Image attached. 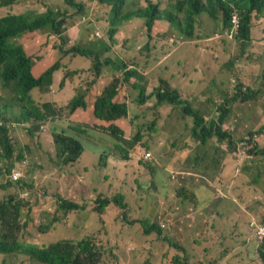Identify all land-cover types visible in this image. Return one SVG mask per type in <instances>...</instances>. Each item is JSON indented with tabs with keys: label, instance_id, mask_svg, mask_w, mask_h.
I'll list each match as a JSON object with an SVG mask.
<instances>
[{
	"label": "rangeland",
	"instance_id": "rangeland-1",
	"mask_svg": "<svg viewBox=\"0 0 264 264\" xmlns=\"http://www.w3.org/2000/svg\"><path fill=\"white\" fill-rule=\"evenodd\" d=\"M42 2L52 11L73 12L77 8H69L65 0ZM87 3L91 4L84 15L87 20L81 18L78 28L66 29L63 33L66 43L62 44L48 27L27 31L19 38L37 75L51 67L56 70L45 92L30 93L38 104L56 106L59 122L30 120L35 125H22L17 117L18 105L10 100L9 89L0 86V109L8 108L11 120L4 128L8 129L13 144L11 158L0 157V172L10 168L19 173L18 178L26 179L27 185H33V190H26L29 189L26 184L17 190L25 197L19 220L29 219L21 238L40 247L65 238L89 239L102 254L101 264H262L253 252L256 242L244 245L242 241L255 233L249 226L252 219L264 224V156L255 153L264 149V93H259L264 91V27H255L252 42L228 39L226 35L213 40V35L223 28L222 20L216 21L219 16L209 18L204 12L199 30L201 39H186L179 27L166 19L156 22L153 38L149 39L148 34H142L146 21L126 6L122 15L127 20L112 43L107 32L111 9L92 15L97 0ZM9 12L10 6H0V18ZM12 12L18 15L13 8ZM98 15L104 19L98 20ZM74 20L79 22L80 17L73 16L66 22L71 24ZM103 42L111 49H102ZM75 47L93 51L110 63L94 69L90 57L61 53ZM165 59L167 62H163ZM130 69L136 75L129 81L123 80ZM1 71L0 66V74ZM113 81H119L117 99L129 108L124 128L129 130L130 139L137 133L131 120L140 125L141 134L147 139V124L157 119L158 130L152 133L154 140H150L148 151L132 139L131 148L124 153L108 143L86 138L72 127H79L82 120L78 117L85 112L73 113L69 104L87 90L93 101ZM238 82L252 88L259 97L230 104L225 129L232 130L238 147H245L236 155L228 153L227 142H219L217 138L205 145L197 141L191 133L193 120L172 110L177 107H160V113L155 97L142 107L139 103L140 89L153 92L169 83L185 94L184 99L190 100L193 108L210 122L220 117L216 105ZM63 83L66 85L61 88ZM194 91L201 92V96H195ZM89 106L92 110L93 106ZM6 111L2 109L1 115ZM155 112L157 117L153 116ZM2 123L0 119V127ZM62 129L66 135L82 136L84 146L79 160L67 167L59 165L53 140L54 132ZM251 131L257 132L253 139L258 146L252 153L254 146L247 144ZM96 137L100 134L96 133ZM171 147L182 149L180 159L167 160ZM21 149L25 156L18 159ZM146 152H151V160L144 159ZM198 155L204 156V161H194ZM145 163L152 165L147 167ZM160 164L167 167L160 169ZM0 178L5 185L6 177ZM14 190L9 186L0 191V202ZM117 196L127 208L115 201L102 214L97 212L99 197ZM64 198L84 208L62 212L59 205ZM55 216L61 218V223L51 233L41 232ZM154 225L160 232L151 231ZM32 261L26 252L0 255V264Z\"/></svg>",
	"mask_w": 264,
	"mask_h": 264
},
{
	"label": "trees",
	"instance_id": "trees-1",
	"mask_svg": "<svg viewBox=\"0 0 264 264\" xmlns=\"http://www.w3.org/2000/svg\"><path fill=\"white\" fill-rule=\"evenodd\" d=\"M69 7H77L80 15L87 14L90 11V7L83 3H76V0H65ZM96 1V0H91ZM169 5L167 8L171 10L164 12L161 7V2L157 0H97V5L92 11V15L100 14L102 10L111 9L109 18H107V23L110 28L108 33L110 35V41L114 42V37L122 28L123 23L127 20L124 15H122V9L128 6L131 10L138 13V16L143 18L145 27L142 30V34H148L149 39L153 38V32L156 22L160 19L172 20L175 23L181 34L188 40H196L195 29L200 23L199 17L202 13L208 12L211 17L221 18L225 26H230V18L232 12V5L236 6L240 10L243 20L240 22V28L237 27V32L234 33V37L242 42L248 43L254 40L253 30L256 26L264 27V18L261 15L264 14V0H232L229 2H222L214 0H168ZM203 1H207L203 3ZM98 20H103L104 17L98 15ZM67 17L65 13H59L58 11L48 10V13L34 19H28L24 16H15L12 14H7L0 18V66L2 71L0 74V86L1 88L9 89L12 98L10 100L18 105L19 114L17 115L18 120L22 122V125H35L30 122L33 120L35 122H45L49 120L58 121L57 108L52 107L51 104H38L33 100L30 95V91L36 89L37 91H43L46 85L49 84L51 76L55 68L51 67L46 70L40 77L34 78L32 74V62L31 58L27 57L25 52L21 49L20 42L18 40L22 33L27 31H35V29H44L48 27L50 33L53 36L58 37L61 43H66V38L63 37L65 32V25L67 24ZM78 21L74 20L73 25H78ZM19 43V44H18ZM12 44V45H11ZM102 49L111 48L107 46L106 42H103ZM67 54L68 51L63 52ZM74 55H80L87 58H91L94 61L93 68L100 69L105 65L110 63L109 60L103 59L96 55L93 51H88L75 47L73 49ZM163 62H167L165 59ZM136 71L133 69L128 70L125 75H123V80L129 81L131 77L136 75ZM121 81V80H119ZM113 81L103 95L98 94L92 101V95L89 90L85 95H80L74 101H72L69 106L71 112L76 113L82 110L80 114L79 127L72 126L78 133H82L86 138L95 139L98 142H104L112 145L114 148L122 151L124 153L128 152L131 148V140L133 139L135 143H139L142 147L149 150L150 140L153 139L152 133L158 130L157 119L152 120L147 124V130L149 131V138L145 139L142 136V130L140 125L134 123L132 120L131 124L135 127L137 133L131 139L128 137L129 130L124 128V121L129 117V108L127 103H123L117 99L120 93L118 85ZM63 85V84H62ZM93 85V84H92ZM209 83L206 85L208 87ZM174 86V85H173ZM169 83H163L162 86L155 88L153 92H147L144 89H140V105L141 107L145 104L151 97L156 98L158 109L168 108L173 105L177 108L172 110H178L182 117H189L193 120V126L191 128L192 136L200 141L201 144H207L209 140L217 138L219 142H227L228 153H240V150L245 149V147H238V142L234 141V134H232L226 127V118L230 114L231 103L247 99H257L259 97L257 92L252 91L250 87L244 86L243 83L236 84L233 91L226 92L224 99L218 102L216 105L218 111L221 113L218 119L212 118L210 122H207V117L202 115L201 112L195 110L191 105L192 102L186 98V95L178 92ZM91 88V87H90ZM89 89V88H88ZM1 90V89H0ZM192 92L195 96H201V92ZM260 94L264 91L260 90ZM182 97V98H181ZM191 99V98H190ZM180 104H183L182 106ZM88 105V107H87ZM92 105V110L90 106ZM181 107V108H180ZM0 109V119L3 122V127H0V153L1 159L9 160L13 153V144L8 137V129L4 128L10 120L9 112L5 116H1ZM46 109V111H45ZM60 109V108H59ZM146 111V110H145ZM162 113V109L158 110ZM57 113V114H56ZM155 117L158 116V112H155ZM239 116V115H238ZM245 117V116H244ZM243 117V118H244ZM123 120L121 123L120 120ZM190 121V120H189ZM189 123V122H188ZM187 123V124H188ZM56 130H59L56 128ZM96 133L100 134V137H96ZM257 134L255 131L249 133V143L252 145V150L258 149L255 145L256 141L253 139ZM82 136L79 135H66V131L63 129L58 132H54L53 140L55 147L57 149V157L59 158V165L67 167L68 165L79 160L81 155L84 153V146L80 140ZM244 141V138L241 139ZM255 141V142H254ZM174 145H177L176 143ZM185 148V146L183 147ZM171 147L168 151L166 158L167 160H177L180 159L182 154V149ZM220 149V148H219ZM219 149L218 152H219ZM177 150V151H174ZM236 150V151H235ZM255 153L264 156V149L255 150ZM21 149L19 151L18 159H22L25 154ZM146 154V153H145ZM144 154V155H145ZM181 154V155H179ZM175 155V156H173ZM186 157V153L184 154ZM128 157V156H126ZM144 157V156H143ZM218 157L223 159L218 154ZM145 159V158H144ZM146 160V159H145ZM204 161V156L198 155L194 158V161ZM189 161V160H188ZM218 162L220 160L218 159ZM215 164V162H214ZM146 165V163H145ZM152 164H147L150 167ZM160 169L167 167V164H160ZM27 172V169H26ZM6 177L5 185L0 183V191H5L9 186L15 188L13 193L6 196L0 202V255L4 257L7 254L12 253H27L34 261L31 264H101L102 254L97 252L94 243L89 239H81L79 241H74L69 238L58 240L57 242H52L49 244H44L42 247L37 244H28L27 241L23 240L21 236L25 234L24 229L27 227V222L29 219H25L24 222L19 220L21 216V209L24 207V200L18 198L19 192L17 190L22 189L24 184L27 185L26 179L20 178L15 184L10 178V168H6L5 171L0 172ZM1 181V178H0ZM12 184V185H11ZM26 190H33V185H27ZM18 192V193H17ZM118 203L120 206L127 208L128 205L123 202L122 198L119 196L114 198H103L97 199V212L103 213L104 210L112 203ZM123 202V203H122ZM84 207H79L76 204L69 202L66 198L60 200L59 209L62 212L69 213L72 210L83 209ZM61 218L55 216L52 221L45 224L40 230L43 233H51L55 228L57 223H61ZM150 228V227H148ZM146 227V229H148ZM151 231H159L158 226L154 225ZM150 231V232H151ZM256 242L253 252L257 255L258 259L264 264V237L258 238L256 235H251L248 240L242 241L244 245L248 243Z\"/></svg>",
	"mask_w": 264,
	"mask_h": 264
},
{
	"label": "clouds",
	"instance_id": "clouds-1",
	"mask_svg": "<svg viewBox=\"0 0 264 264\" xmlns=\"http://www.w3.org/2000/svg\"><path fill=\"white\" fill-rule=\"evenodd\" d=\"M77 1V0H76ZM141 0H138V2H140ZM158 1H160L161 2V7H162V9L163 10H166L167 9V7H168V5H169V1L168 0H158ZM208 1V0H207ZM207 1H203V3H206ZM217 1H222V2H229V1H232V0H214V2H217ZM27 2V4L25 5V6H21V4H23V3H26ZM88 2V0H79V2H76V3H83V4H85V5H87V6H89L90 7V3H87ZM92 2V1H91ZM66 3V2H65ZM33 4L34 5H38V4H40L41 6L40 7H37V6H33ZM0 6L1 7H3V6H10V12L8 13V14H12V15H15V16H24V17H26V18H28V19H32V18H36V17H39V16H42V15H45V14H47L48 13V10H49V7L45 4V3H43L42 2V0H0ZM12 8L14 9V11L18 14V15H16V14H14L13 12H12ZM70 8V7H69ZM68 8V9H69ZM36 9H37V11H36ZM78 8H76L75 10H77ZM124 9V8H123ZM122 9V10H123ZM73 11V12H60V11H58V10H56V11H58L59 13H65V16L67 17V20H69V19H71L73 16H79L80 17V20H79V23H80V21H81V18H82V20L83 21H86L87 20V17L86 16H84V15H80L79 13H78V11ZM55 12V11H54ZM36 14H38L39 16H36ZM7 15V14H6ZM207 16L209 17V18H214V17H211L210 16V14L207 12ZM261 17L262 18H264V14L263 15H261ZM216 19V18H215ZM219 19H221V18H218L216 21H218ZM234 20H237V24H234ZM243 20V17H242V15H241V13H240V10L238 9V8H236V6H233L232 5V12H231V18H230V26L229 25H227V26H225V24H224V22L222 21V24H223V28H219V30L217 31V33H215L214 35H213V40H216V38H220V37H222V35H226L227 36V38L229 39V38H232V37H234V33L233 32H237L238 30H237V28L235 27L236 25L240 28V22ZM262 20H264V19H262ZM199 21H200V23L196 26V29L198 28V30L196 31V29H195V33H196V38L195 39H197V38H199L200 37V39H201V36H200V34H199V30H200V27L202 26V19H201V16L199 17ZM215 21V22H216ZM170 22H173L172 20H170ZM78 23V24H79ZM175 24V23H174ZM79 27V25H73V22L70 24V23H67L66 25H65V32H66V29L67 28H70V29H76V28H78ZM235 28V29H234ZM64 32V33H65ZM232 32V34H231V36H229L228 37V34L229 33H231ZM20 36H23V34H21ZM19 36V37H20ZM214 36H216V37H214ZM19 40V39H18ZM19 44V43H18ZM20 45V44H19ZM22 50H23V52H25V50L23 49V48H21ZM64 52H66V51H64ZM70 53H72L73 55H74V53H73V49L70 51V52H68L66 55H69ZM80 56V55H79ZM72 57H76V55H74V56H72ZM31 62H32V60H31ZM50 69V68H49ZM46 70H48V69H46ZM45 70V71H46ZM32 71H33V64H32ZM45 71H43V72H45ZM56 70H54V72H55ZM54 72H53V74H54ZM53 74H52V76H53ZM42 75V73H40V74H33V77L34 78H38V77H40ZM52 76H51V79H52ZM51 81V80H50ZM50 81H49V83H50ZM47 85H49V84H47ZM47 85H46V87H47ZM65 83H63V85L61 84V88H64L65 87ZM34 90H36V89H33V91ZM46 91V88L43 90V91H37L38 93H42V92H45ZM32 93H30V95H31ZM7 111H8V109H7ZM7 111L3 114V115H1V116H5V114L7 113ZM18 112H19V110H18ZM10 114V113H9ZM43 125H46V124H43ZM144 158H145V155H144ZM151 160V159H150ZM13 172H14V170H12V171H10V178H11V180H12V182L15 184L20 178H18L17 180H14L13 178H12V174H13ZM17 172V171H16ZM19 194H21V193H19ZM18 198L20 199V200H24L25 199V197L21 194V195H19L18 196ZM98 206V205H97ZM97 206H96V210H97ZM105 211V210H104ZM99 213V212H98ZM99 214H102V213H99ZM253 220V219H252ZM251 220V221H252ZM250 221V222H251ZM256 221V220H255ZM250 222H249V226H250ZM254 235H255V233H254Z\"/></svg>",
	"mask_w": 264,
	"mask_h": 264
},
{
	"label": "built area",
	"instance_id": "built-area-1",
	"mask_svg": "<svg viewBox=\"0 0 264 264\" xmlns=\"http://www.w3.org/2000/svg\"><path fill=\"white\" fill-rule=\"evenodd\" d=\"M234 24H237V20H234L233 21ZM236 28L238 27L237 25L235 26ZM151 152H146L145 154V159L146 160H150L151 159ZM19 177V173L14 171L13 174H12V178L14 180H17ZM250 228H252L255 232V235L258 237V238H263L264 237V224H258L255 220H252L250 222Z\"/></svg>",
	"mask_w": 264,
	"mask_h": 264
},
{
	"label": "crops",
	"instance_id": "crops-1",
	"mask_svg": "<svg viewBox=\"0 0 264 264\" xmlns=\"http://www.w3.org/2000/svg\"><path fill=\"white\" fill-rule=\"evenodd\" d=\"M158 45L155 44V47H157ZM37 71H32V74H36ZM80 119V117H78Z\"/></svg>",
	"mask_w": 264,
	"mask_h": 264
}]
</instances>
